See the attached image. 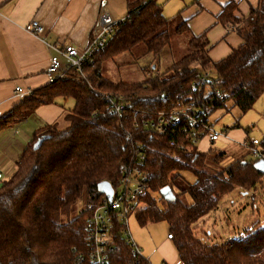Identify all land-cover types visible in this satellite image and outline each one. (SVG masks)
<instances>
[{"label": "trees", "instance_id": "obj_1", "mask_svg": "<svg viewBox=\"0 0 264 264\" xmlns=\"http://www.w3.org/2000/svg\"><path fill=\"white\" fill-rule=\"evenodd\" d=\"M236 10L237 2L229 0L216 15L217 22L235 29L243 39L225 57L210 58L209 41L202 32L188 41L190 53L166 70L171 76L113 82L100 72L103 61L142 41L157 57L170 40L169 18L162 14V6L154 0H135L128 4L125 19L115 26L105 47L93 54L81 72L69 69L67 78L48 82L22 97L0 125L25 118L57 97L72 98L74 105L63 117L67 127L51 124L33 134L14 173L0 186V264H92L85 229L89 205L103 197L97 188L100 182L117 184L120 164L130 161L139 145L146 152L148 180L141 196L143 206L135 217L140 225L151 220L168 223L180 264H264V225H253L219 244L206 243L192 229L235 187L251 190L253 195L264 190V172L255 169V160L243 156L208 173L204 167L210 150H199L172 128L159 134L144 126L146 120L169 116L171 110L184 106L207 122L228 100L245 113L264 92V0L250 8L246 18L236 15ZM187 27L184 20L177 31ZM203 71L209 72L208 78L198 83ZM107 96L126 103L121 115L112 110ZM41 137L39 147L33 149ZM172 140L175 145L170 144ZM261 144L264 147V137ZM222 157L218 153L210 159ZM180 171L190 172L195 181L176 192L174 175ZM166 185L176 201L162 208L155 194L162 199L159 191ZM183 193L190 204L181 200ZM83 195L85 205L74 218L66 223L52 220L53 213L68 211ZM120 232L116 223L114 250L107 264H147L145 258L131 253Z\"/></svg>", "mask_w": 264, "mask_h": 264}, {"label": "crops", "instance_id": "obj_2", "mask_svg": "<svg viewBox=\"0 0 264 264\" xmlns=\"http://www.w3.org/2000/svg\"><path fill=\"white\" fill-rule=\"evenodd\" d=\"M134 1L125 0L126 11ZM227 1L192 0L181 15L193 36L206 33L209 56L214 61L228 55L243 41L238 31L216 21V15ZM234 1L237 2L235 13L241 18H246L250 8H256L259 3V0ZM103 6L113 16L107 0H0V122L23 97L16 94L15 86L32 91L46 85L49 56H58L65 64L66 59L60 53L65 44L78 49L86 45ZM31 19L44 27L42 35L26 30ZM67 99L57 97L52 103L39 105L25 118L7 120L0 125V186L14 173L17 160L33 134L51 124L58 125L73 107V99Z\"/></svg>", "mask_w": 264, "mask_h": 264}, {"label": "rangeland", "instance_id": "obj_3", "mask_svg": "<svg viewBox=\"0 0 264 264\" xmlns=\"http://www.w3.org/2000/svg\"><path fill=\"white\" fill-rule=\"evenodd\" d=\"M162 6V14L169 18L166 30L170 40L159 55L155 57L147 50L145 42H139L129 50L116 54L101 63L100 72L103 77L113 82L145 81L152 76L161 74L160 77L171 76L170 70L166 71L173 62L181 59L191 49L188 41L193 37L190 30L177 31L183 22L181 15L189 7L192 0H154ZM113 9V17L119 20L125 16V0H107ZM208 86L205 92H208ZM72 101L70 98L67 99ZM68 101V102H70ZM70 105V104H69ZM212 130L221 133L218 140L209 142L202 137L197 140L196 146L201 151L210 150L204 169L208 173H216L235 159L245 156L249 158L248 143L252 138L261 140L264 137V92L256 99L254 104L245 113L233 105L231 100L226 101L223 107L217 108L209 115ZM68 122L62 119L57 126L59 129L67 127ZM249 129L248 132H246ZM236 130V131H233ZM232 131L235 132L232 134ZM226 132V133H225ZM223 153L217 161L210 157ZM195 181L193 174L180 171L174 175V190L183 191ZM256 192L244 191L235 187L220 200L216 209L211 210L192 225L195 234L203 241L210 244H219L229 239L236 238L253 225H264V190ZM160 207L166 206L165 199H159L155 194ZM181 200L186 204L191 203L187 193H183ZM86 196L78 200L68 211L52 214V220L66 223L74 218L85 205ZM128 229L133 240L141 249V255L152 264L167 262L180 264L173 241L167 238L169 225L165 220L148 221L140 225L135 214L128 216Z\"/></svg>", "mask_w": 264, "mask_h": 264}, {"label": "built area", "instance_id": "obj_4", "mask_svg": "<svg viewBox=\"0 0 264 264\" xmlns=\"http://www.w3.org/2000/svg\"><path fill=\"white\" fill-rule=\"evenodd\" d=\"M126 16L116 20L112 14L103 6L99 16L90 30L86 45L78 49L72 44H65L60 50L61 55L66 59L62 64L58 56L50 55L45 76L47 82L68 77L69 69L81 72L84 64L93 54L105 47L115 26L123 21ZM26 30L34 35H42L44 27L35 19H31L26 25ZM209 72L203 71L198 79V83H204ZM16 94L27 95L31 90H24L21 86H15ZM218 93V91H217ZM107 101L112 110L121 115L126 109V103L118 98L107 96ZM222 99V95H219ZM189 106L173 109L169 116L160 114L156 120H146L145 128L154 133L162 134L167 129L172 128L173 133L177 132L192 144L196 145L198 139L205 137L209 142L218 140L221 136L216 130H212L210 121L203 122L196 114L188 111ZM249 129L246 131L248 132ZM226 133V132H225ZM262 140V139H261ZM261 140L252 138L248 143L249 158L257 161L264 160V147ZM175 145V141L170 142ZM183 144V143H181ZM182 148V145H179ZM146 152L143 146H135L130 161H126L119 166V179L112 187V197L109 200L105 194L100 201L90 204V211L85 218L86 238L90 245L89 261L92 264H107L110 255L114 250L113 232L115 224L121 227L120 235L125 244L129 246L131 253L136 257H143L141 249L133 240L128 229V216L135 214L143 206L141 196L147 187V174L145 170ZM1 178V174H0ZM168 239H172V234H167ZM144 258V257H143ZM147 264H152L146 259ZM165 264V263H160Z\"/></svg>", "mask_w": 264, "mask_h": 264}, {"label": "water", "instance_id": "obj_5", "mask_svg": "<svg viewBox=\"0 0 264 264\" xmlns=\"http://www.w3.org/2000/svg\"><path fill=\"white\" fill-rule=\"evenodd\" d=\"M44 139V137H41L39 139H37L34 144H33V149H37L40 145V143L42 142V140ZM254 167L257 171L259 172H264V160H257L254 163ZM98 191L102 194H105V196L110 200L112 197V187L110 185V183L103 181L100 182L98 184ZM160 195L162 196L163 199H165L167 202H175L176 201V195L174 194V192L172 191V189L166 185L163 186L160 189Z\"/></svg>", "mask_w": 264, "mask_h": 264}]
</instances>
